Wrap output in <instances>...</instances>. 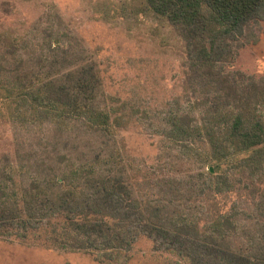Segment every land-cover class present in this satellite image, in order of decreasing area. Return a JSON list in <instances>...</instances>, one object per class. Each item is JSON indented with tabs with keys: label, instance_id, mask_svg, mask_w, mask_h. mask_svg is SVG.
<instances>
[{
	"label": "trees",
	"instance_id": "trees-1",
	"mask_svg": "<svg viewBox=\"0 0 264 264\" xmlns=\"http://www.w3.org/2000/svg\"><path fill=\"white\" fill-rule=\"evenodd\" d=\"M123 6L124 19L166 24L182 42V100L150 111L107 95L96 55L57 16L0 30V116L14 146L0 158V239L100 262L146 238L187 264H264V73L229 70L255 41L264 0ZM130 128L160 137L185 174L140 189L118 137ZM232 193L219 212L217 196Z\"/></svg>",
	"mask_w": 264,
	"mask_h": 264
},
{
	"label": "rangeland",
	"instance_id": "rangeland-1",
	"mask_svg": "<svg viewBox=\"0 0 264 264\" xmlns=\"http://www.w3.org/2000/svg\"><path fill=\"white\" fill-rule=\"evenodd\" d=\"M131 0H0V30L25 34L40 23L55 18L94 52L105 93L142 109L160 110L182 100L184 49L166 24L148 18L124 19L123 4ZM126 10V9H125ZM255 41L239 47L229 70L258 78L264 73V23L254 29ZM123 151L134 159L140 189L151 194L164 177L184 175L185 169L166 148L163 140L139 128L119 131ZM10 125L0 116V158L13 155ZM249 197V196H248ZM237 194L217 196L219 212L225 211ZM146 238H138L124 253L96 261L94 256L47 249L38 244L0 239V264H187L176 254L156 251Z\"/></svg>",
	"mask_w": 264,
	"mask_h": 264
}]
</instances>
